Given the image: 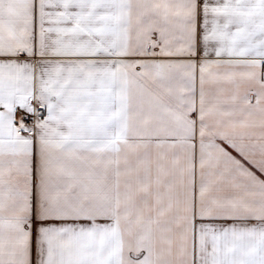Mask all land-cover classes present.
Returning a JSON list of instances; mask_svg holds the SVG:
<instances>
[{
  "label": "snow or ice",
  "instance_id": "1",
  "mask_svg": "<svg viewBox=\"0 0 264 264\" xmlns=\"http://www.w3.org/2000/svg\"><path fill=\"white\" fill-rule=\"evenodd\" d=\"M0 264H264V0H0Z\"/></svg>",
  "mask_w": 264,
  "mask_h": 264
}]
</instances>
